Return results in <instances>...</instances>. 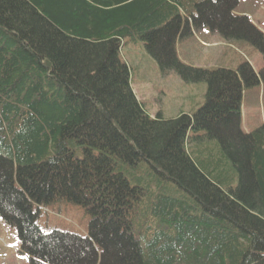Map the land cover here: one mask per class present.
<instances>
[{
  "label": "trees",
  "instance_id": "16d2710c",
  "mask_svg": "<svg viewBox=\"0 0 264 264\" xmlns=\"http://www.w3.org/2000/svg\"><path fill=\"white\" fill-rule=\"evenodd\" d=\"M238 2L0 0V216L30 264H264V127L241 129L258 77L176 51L204 13L260 40ZM128 39L206 83L204 107L152 118L119 58ZM57 201L85 209L86 237L38 226L34 206Z\"/></svg>",
  "mask_w": 264,
  "mask_h": 264
},
{
  "label": "rangeland",
  "instance_id": "374dc122",
  "mask_svg": "<svg viewBox=\"0 0 264 264\" xmlns=\"http://www.w3.org/2000/svg\"><path fill=\"white\" fill-rule=\"evenodd\" d=\"M234 16L247 17L248 25L261 41L264 39V0H239L231 10ZM199 16V14H197ZM206 14H203V20ZM200 17V16H199ZM201 18V17H200ZM197 20L192 35L178 39L176 51L185 64L197 69L238 72L246 66L258 77L252 87H243L241 100V129L246 133L264 126V42L246 32L245 35H223L218 25ZM253 34V35H252ZM240 36V37H236ZM119 58L130 72V84L136 99L146 112L156 118L175 119L179 114L194 115L206 103V83L185 82L175 71L163 73L144 43L123 41ZM37 224L45 231H61L87 236L90 216L77 205L57 201L34 206ZM0 264H30L29 256L21 250L16 227L0 216Z\"/></svg>",
  "mask_w": 264,
  "mask_h": 264
}]
</instances>
